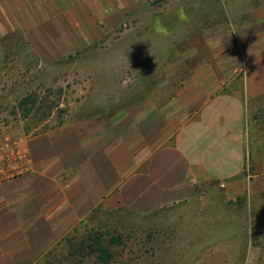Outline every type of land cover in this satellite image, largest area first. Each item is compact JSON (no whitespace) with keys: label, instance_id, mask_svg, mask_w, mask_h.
<instances>
[{"label":"rangeland","instance_id":"374dc122","mask_svg":"<svg viewBox=\"0 0 264 264\" xmlns=\"http://www.w3.org/2000/svg\"><path fill=\"white\" fill-rule=\"evenodd\" d=\"M5 7L19 29L0 35V148L75 128L91 137L94 149L107 144L111 151L123 133L132 143L134 125L151 130L143 143L164 147V102L204 65L214 68L223 88L242 80L233 71L239 62L227 60L238 49L235 27L264 21V0H0V10ZM55 14L71 18L76 42L83 32L92 42L71 44L58 19L52 23ZM49 40L59 52L55 59L40 46ZM253 117L252 151L263 153L264 109ZM252 166V189L236 204L225 207L208 196L142 214L102 207L37 264H51V254L52 264H80L67 239L78 244L97 233L115 256L112 264H264V171ZM114 175L110 162L111 182ZM115 238L122 244L109 246Z\"/></svg>","mask_w":264,"mask_h":264},{"label":"crops","instance_id":"0c3cea01","mask_svg":"<svg viewBox=\"0 0 264 264\" xmlns=\"http://www.w3.org/2000/svg\"><path fill=\"white\" fill-rule=\"evenodd\" d=\"M12 17L8 8L0 10V35L19 29ZM64 17L55 14L52 23L58 19L57 27L71 44L92 42L86 32L76 42L77 28ZM235 28L238 49L227 60L239 62L233 71L243 79L223 88L213 67L198 68L177 97L164 102L168 145L156 149L143 143L151 130L142 131V125L139 130L133 126L138 136L132 143L126 144L123 133L118 137L122 143L111 151L107 144L94 149L87 144L91 137L75 128L15 142L28 155L30 172L0 181V264H37L102 207L142 214L167 205L200 204L208 196L229 207L250 193L248 170L254 164L256 173L264 171V152L252 151L250 128L253 115L264 109V21ZM49 43L40 46L55 59L59 52ZM251 158L260 160L252 163Z\"/></svg>","mask_w":264,"mask_h":264},{"label":"trees","instance_id":"16d2710c","mask_svg":"<svg viewBox=\"0 0 264 264\" xmlns=\"http://www.w3.org/2000/svg\"><path fill=\"white\" fill-rule=\"evenodd\" d=\"M104 237L102 234L97 233L95 235L84 236L78 244L74 243L73 240L67 239L69 251L76 249L80 257H82L80 264H112L114 263V254H112L103 243ZM122 238H115L108 242L109 246L122 244ZM70 252V253H71ZM87 252V255L85 254ZM47 259H52V262L56 261L57 258L48 255ZM95 259V260H94ZM52 262H49L52 264Z\"/></svg>","mask_w":264,"mask_h":264},{"label":"built area","instance_id":"2783aa9c","mask_svg":"<svg viewBox=\"0 0 264 264\" xmlns=\"http://www.w3.org/2000/svg\"><path fill=\"white\" fill-rule=\"evenodd\" d=\"M30 163L28 155L16 145L0 148V181L28 174Z\"/></svg>","mask_w":264,"mask_h":264}]
</instances>
